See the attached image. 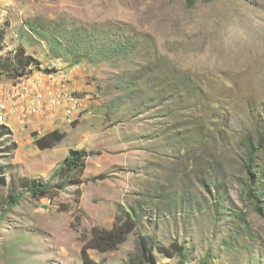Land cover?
Returning a JSON list of instances; mask_svg holds the SVG:
<instances>
[{
  "label": "rangeland",
  "instance_id": "rangeland-1",
  "mask_svg": "<svg viewBox=\"0 0 264 264\" xmlns=\"http://www.w3.org/2000/svg\"><path fill=\"white\" fill-rule=\"evenodd\" d=\"M35 20L60 39L67 28L64 43L31 32L27 22ZM75 28L85 36L120 34L138 46L124 56L128 63H93L79 55L84 49L75 51ZM19 47L41 66L31 77L0 76L5 90L24 85L31 99L39 92L31 81L54 86L48 73L59 61L80 105L73 124L62 106L48 116L0 119V264H84L92 230L112 229L131 207L139 210V227L118 250L89 251L97 264H144L140 237L185 246L186 264L208 256L206 264H264V218L246 196L243 145L253 141L254 169L264 168V0H198L193 7L186 0H0V57ZM140 67L159 85L145 83L154 100L137 114L123 97ZM169 78L181 88L175 102ZM26 107L35 108L32 100ZM56 130L65 139L39 148L34 133ZM74 150L93 155L86 183L60 190L53 201L32 198L24 181L58 186L56 171ZM210 174L225 187L212 196L205 186ZM10 193L21 194L15 206ZM154 255L158 264H180V255Z\"/></svg>",
  "mask_w": 264,
  "mask_h": 264
},
{
  "label": "trees",
  "instance_id": "trees-1",
  "mask_svg": "<svg viewBox=\"0 0 264 264\" xmlns=\"http://www.w3.org/2000/svg\"><path fill=\"white\" fill-rule=\"evenodd\" d=\"M186 2L188 6L193 7L197 4L198 0H186ZM27 28H29L31 32L35 31L36 33H40L42 36L55 38L57 41L63 43L66 39V31L68 30L67 28H64V26L60 28V31L63 34V37L60 39L56 37V31H54V29L52 31L47 30L46 34L45 31H41L42 23L38 20L27 22ZM71 34L72 43L77 47V50L75 51H78V49H84L82 53H79V55L92 60L93 63L95 60L98 62L104 60H116L121 61V63L123 61L128 63V59H125L126 57L124 56L132 52V50L138 46L135 41H132L129 37H124L120 34L110 37L111 34L109 31L97 36H95L94 33L85 36V34L81 32L80 28H75L71 31ZM69 51L72 53L75 52L71 50ZM131 65H135L133 60H131ZM39 66H41L39 61H37L34 57L27 55V52L23 47H19L14 51V53L0 57V76L16 80L30 74L33 68H38ZM140 70V73H132L129 77L130 82L128 86L125 85V92L128 96L127 98L123 97V101L125 100L126 104L130 103L132 106L137 108L135 109L137 114H142L141 111L148 108L149 104L154 100L152 97L150 98L147 96L152 93L149 89L145 88V83L149 85L151 89H153V86L157 84L159 85L158 80L155 82L147 80V67H140ZM124 77L125 74L122 75L120 79L122 80ZM172 81V78L168 79L170 91L168 94L169 100L175 102L179 99L178 93L181 88L179 83L171 84ZM154 89L157 88L155 87ZM2 127L6 128V126ZM65 136L66 135L64 133H60L57 130L48 133L43 137H39L37 133H34L36 144L42 150L54 148L65 139ZM207 141L211 142V139H207ZM243 145L246 147L248 153V161L244 170H246L250 179L246 196L255 204V211L264 218V187L263 184L259 185L260 182H264V168L260 169L262 173L254 169V158L257 155V149L253 141L247 138L243 141ZM90 157H93V155L85 150L72 151L68 158L65 159L56 171V174L60 179L58 186L52 185L51 181L44 183L39 180H26L24 181L26 182L25 184H27L26 192L36 200L48 198L53 201L57 196L56 194L60 190H67L69 187H80L82 184L86 183L84 176L87 170V160ZM204 157L209 158L210 156L206 155ZM192 162L195 163L194 160H192ZM254 172H256L258 180H255ZM207 180L208 181L205 186L208 189V194L210 196L213 194V188L215 190V187H217V190L215 191L217 194L225 188L224 182L220 181L218 178L216 179L213 174H210L207 177ZM20 196L21 194L10 193L7 197V201L10 203V206L17 205L20 201ZM181 202L186 206L184 199H182ZM210 202L215 206L219 204L217 200L215 202ZM187 208L190 209V207ZM202 211L203 206L201 208V212ZM140 221L141 216L139 214V210L131 207L123 209L117 214L112 229L94 228L91 233V238L87 241V244L83 249L84 264H97L91 259L88 253L91 250L102 253L118 250L120 246L128 240L129 236L136 231L139 227ZM155 249H157L160 254L165 256L173 257L174 255H180V264H186L190 259V253L183 245H177L174 243L169 248H166L161 245H157L148 237H140V240L138 241V251L140 257L142 258L141 261L144 262V264H158V260L154 255ZM209 259L210 256H208L207 260ZM206 261H204L203 264H206Z\"/></svg>",
  "mask_w": 264,
  "mask_h": 264
},
{
  "label": "built area",
  "instance_id": "built-area-1",
  "mask_svg": "<svg viewBox=\"0 0 264 264\" xmlns=\"http://www.w3.org/2000/svg\"><path fill=\"white\" fill-rule=\"evenodd\" d=\"M54 74V82L53 84H57L58 77H65L69 73L61 72V73H53ZM25 77H31V75H26ZM32 84V92L33 91H42V99H46V108H39L38 101L35 103V108H27L26 107V97L30 94H25L24 92V85L13 87L12 90H3L0 87V119H8V113H17V121L26 120L29 117L33 116H42L41 114H45L46 116L50 115V109L54 108V101L56 98H51L50 96V85H39V83ZM62 86V85H60ZM75 96L73 94V100ZM7 99H14V106L10 110H3V103ZM73 100H66L65 104L62 106L64 113L67 115V122L76 119H69L68 118V103ZM67 111V112H66ZM79 113L77 114V116ZM67 125V124H66Z\"/></svg>",
  "mask_w": 264,
  "mask_h": 264
},
{
  "label": "bare ground",
  "instance_id": "bare-ground-1",
  "mask_svg": "<svg viewBox=\"0 0 264 264\" xmlns=\"http://www.w3.org/2000/svg\"><path fill=\"white\" fill-rule=\"evenodd\" d=\"M59 64H60L59 61L56 62L55 65H53L50 69L52 71L50 73H48V78H49V80L52 81V83L54 82V74L53 73L65 72L62 70V67H60ZM68 75L65 77H58L57 78V84H53L54 86H52L50 88L51 98H56L54 101V108H51L50 110L55 109L59 106H64L65 99L66 100H73V94H74V96H75L74 100L71 101L70 103H68V118L74 119L72 115H73L74 111L79 108L80 100H79L76 92L71 90V89H68L66 87V85L64 84L68 80L67 79ZM60 85H62V86H60ZM0 87H2L3 90H5L4 84L1 82H0ZM25 94H30L26 97V100H28V99L32 100V104L34 107H35V103L38 101V107L39 108H46V99H42V91H39L36 94H34L31 99H30L31 93H25ZM13 106H14V99H7L3 103V110H10L13 108ZM60 113H64V111L60 110ZM41 115H45V114H41ZM16 116H17V113H8V118L16 117ZM66 117H67V115H66ZM74 122H75V120H72L68 123L73 124Z\"/></svg>",
  "mask_w": 264,
  "mask_h": 264
}]
</instances>
